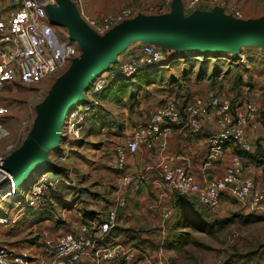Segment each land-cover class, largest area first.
Segmentation results:
<instances>
[{"label": "built area", "instance_id": "2783aa9c", "mask_svg": "<svg viewBox=\"0 0 264 264\" xmlns=\"http://www.w3.org/2000/svg\"><path fill=\"white\" fill-rule=\"evenodd\" d=\"M3 1L8 6L4 12V20L0 22V88L15 79L35 83L54 76L66 69L71 60L80 54L77 43L71 40L67 31L59 27L62 32H56L54 27L57 26L50 24L47 7L54 4L55 0ZM71 1L76 4L82 21L99 36L106 34L115 25L135 18L138 10L123 8L98 19L82 9L80 0ZM171 3L172 1H167L156 9L166 13V8ZM216 5L218 0H186L183 11L185 14H192L206 8L213 10ZM233 14L235 18L242 19L239 11L233 10ZM46 29H50L55 35L53 45L48 41L49 31ZM127 48L130 54L111 65L113 68L110 67L109 70H114L112 75L101 73L93 79L87 89L91 101L85 100V91L83 102L69 111L61 127V136L68 139V142L81 137L86 121L97 104L94 94L104 89L109 81L118 76L129 79L140 69L159 65L169 57L150 42L137 41ZM263 110V106L253 102L233 105L229 97L210 88L202 96H193L185 103L168 98L153 111L148 123L139 125L132 136L115 147L116 161L112 168L123 169L125 158L140 146L146 149L161 148L164 135L184 129L197 133L205 123H213L216 128L209 156L212 160L221 159L222 145L225 143L234 145L242 152H252L255 145L247 138L248 130L254 131L262 125ZM10 136V132L0 126V142ZM22 142L16 139L4 146L3 153L0 154V165ZM67 145L68 143L66 147ZM260 146L264 152V139L260 141ZM65 159V155L59 158L62 162ZM242 168V159L234 155L223 176L200 184L194 173L173 164V159L170 158L160 166V185L172 193L193 195L202 205L211 208L218 205L222 192L227 191L236 202L246 204L250 209H257L261 207L264 193L253 189L252 180L242 175ZM2 177L3 172L0 170V179ZM118 183L115 198L102 220L82 224L75 232L43 234L42 245L52 253L49 264H79L83 256H89L96 263L111 262L120 257H124L126 261L131 260V255L122 251L119 245L100 243L114 228L117 212L126 205L128 194L138 188L135 178L128 174H121ZM17 187H14L12 180L0 187V206L5 199L14 205V209L0 214V225H16L22 206L30 210L41 207L46 194L58 189L59 177L57 172L42 173L22 197L17 195ZM0 264L20 263L9 249L0 246ZM144 264H151V261L146 259Z\"/></svg>", "mask_w": 264, "mask_h": 264}, {"label": "rangeland", "instance_id": "374dc122", "mask_svg": "<svg viewBox=\"0 0 264 264\" xmlns=\"http://www.w3.org/2000/svg\"><path fill=\"white\" fill-rule=\"evenodd\" d=\"M116 1L118 3L121 0ZM167 1L173 0H122L121 3L124 4L121 9H138L136 17L163 16L171 12V5L166 8V13L156 8L161 7ZM80 2L82 9L89 14V9L93 6L99 7L95 0H80ZM116 4L110 3L111 6ZM54 29L62 32V28L54 27ZM74 43L76 42L74 41ZM134 43L137 42L130 45H134ZM152 44L160 48L169 57L159 65L140 69L129 79L118 76L111 80L112 82L109 81L110 83L108 82L104 89L94 96L95 99L101 100V109L99 110L103 113V117L97 122L98 133L96 137H84L80 143L76 139L68 142V139L61 136L59 144L48 151L51 163L44 167H36L31 171L24 184L18 185V196L22 197L29 191L32 183L42 173H54L56 168L62 167L70 169L76 179L77 190L75 193L78 192L79 194L76 199L78 204L88 207L89 204L95 205L94 202L96 201L102 202L107 194L106 191L111 190L115 184V177L108 166L107 159L104 156L99 158L96 150L109 138H114L116 142H120V137L123 140V137L130 133V130L132 131L138 123L135 107L138 108V111L144 107L151 108L147 99H150L158 107L162 104V100L159 97L156 98V95H172L170 89L179 83L185 84L188 77L195 79L196 74L201 70V82L207 80L206 76L214 79L210 74L217 70L216 88L218 90L224 89L223 92L231 96L239 93L240 86H247L249 89L255 84L260 88V98L264 95V51H260L259 48L262 47L258 45L241 46L240 50L234 53L238 55L233 56L234 58L225 57L226 54L230 55L232 52L222 51L211 58L209 57L213 53L206 52L207 60L200 56L203 61L196 62L199 61L198 58L200 57L195 59L194 54L187 52L196 50H183L185 56H192L194 60L178 61L177 58L180 57L171 56L173 52L177 51L175 46H164L160 42H152ZM127 52L128 48L117 59L125 56ZM222 57L227 58V61L225 59L219 60ZM66 69L35 83L15 79L0 88V126L5 127L11 135L10 138L0 142V154L3 153L4 146L9 141L18 139L19 142H22L26 139L32 129L38 106L48 96L55 80ZM113 71L105 70L102 74L109 76L112 75ZM85 100L91 101L87 90ZM79 108L81 109L82 106ZM112 121L119 122L121 125L119 127L109 126L108 124H111ZM136 126L138 127V125ZM94 129L95 127L90 131L91 134H95ZM66 143H68L67 147ZM63 155H68L64 162L59 160ZM61 191L62 189L58 188L56 191L47 194L56 198L61 194ZM43 201L47 207L51 205L48 196H45ZM229 202V206L236 207L234 210L229 208L230 210L226 214L228 217L234 218L233 222L224 228L214 229L207 233L191 230V234L184 238V243L177 250H164L167 264H264V200L261 207L257 209H250L245 204L244 206L248 208L249 213L244 215L240 214V209L233 201ZM10 209H14L13 203L7 199L3 200L0 206V214ZM32 210L34 209H26L23 206L19 209L21 211L19 220L21 226L26 223L37 222L43 216L42 212L38 211L39 207L34 212ZM208 212L212 218H219L217 217L218 211L208 210ZM13 231L0 228V239H2L0 246L8 249L3 239L9 236L14 238L13 235L16 234ZM137 247L141 248L140 245ZM152 249H155V246H152Z\"/></svg>", "mask_w": 264, "mask_h": 264}, {"label": "crops", "instance_id": "0c3cea01", "mask_svg": "<svg viewBox=\"0 0 264 264\" xmlns=\"http://www.w3.org/2000/svg\"><path fill=\"white\" fill-rule=\"evenodd\" d=\"M121 1L117 3L116 0H95L99 7L93 6L89 9L90 15L100 19L104 14L118 11L124 4L121 3ZM185 1L186 0H181L182 7ZM111 2L117 4L111 6ZM7 6L5 1L0 0V22L4 20V12ZM215 10L219 11V16L222 18L228 17L235 19L233 10H237L241 13L243 21L264 19V0H218V5H216L213 10L206 8L197 13L184 14L186 16H191L193 14L197 16H208ZM46 30L49 31L47 33L48 41L53 45L56 40L55 35H53L50 29ZM54 31H56V29H54ZM259 50L264 51L263 48H259ZM187 52L192 53V55L194 54L195 59L202 56L204 60H207L206 52ZM128 54H130V52L121 58H126ZM217 54L213 53L209 58ZM231 54H226L225 57L229 56L232 58L237 55ZM185 55L186 54L178 48L177 51L171 54V56L180 57L177 58L178 61H186L187 59L194 60L192 56L187 57ZM225 57L219 60H226L227 58ZM198 59L199 61L196 62L203 61L201 57ZM201 75L202 70L196 74L195 79L188 77L186 78V80H188L185 84L179 83L176 87L174 86L173 89H170L172 95H156V98L159 97L160 100H162V104L168 98H175L184 103L193 96H202L207 88H212L220 94L229 97L233 105L242 102H253L258 104L261 103L260 105L264 108V95L260 98V88H258L257 84L249 89L247 86H240L239 93L231 96L224 93V89L218 90L216 88L217 77H215V79H210L206 76L207 80L201 82ZM240 81L242 82L241 79ZM96 94H94V96ZM164 94H166V92H164ZM182 94L184 95L182 96ZM95 100H97V104L86 121L85 129L81 133V137L76 139V141L80 143L84 140V137L95 138L98 133L97 122L103 117V113L99 110L101 109V100L97 98ZM147 103L151 105V108L144 107L140 111H138V108H134L137 112L136 119L138 123H136V125L138 126L148 123L153 111L157 108L156 104L150 99H147ZM142 119H144V121H141ZM108 125L119 127L121 124L112 121V123ZM136 125L133 127L132 131H129L130 133L123 137V140L122 137L119 138L121 143L116 142L114 138H107L108 140L102 143L101 147L96 150V153L99 154V158L104 156L105 159H107L108 166L111 168L115 177V184L111 187V190L109 189L106 191L107 194L102 202L95 200V205L89 204L88 207L78 204L76 199L79 194L78 192L75 193L77 190L76 179L73 177L74 175L70 169L61 167L62 171L57 172L59 177L58 188L62 189L61 194L56 198L51 194L46 195V197L48 196L50 198L51 205L47 207L42 204L41 207H39L38 211L42 212L43 216H41L37 222L26 223L22 226L19 224V221L13 226L0 225V228H7L11 232L14 230L13 232L16 235L13 236L15 237L12 238L9 236L3 239V241L7 244L13 257L17 259L20 264H49L52 253L42 245L41 240L43 234L75 232L82 224H89L99 219L102 220L115 198V191L119 184L118 181L121 174H128L134 177L138 188L136 191L128 194L126 205L117 212V221L114 228L100 243L119 245L122 251L125 253L128 252L131 255V260L124 261L120 259L117 262L112 261L113 263L109 264H144L146 259H149L151 264H167L166 252L164 250H166L165 246L168 228L176 219V206L173 198L174 193L167 191L160 185V166L170 158L173 159V164L182 166L194 173L197 182L203 184L208 180L223 176L232 157L237 155L243 162L242 175L252 180L254 190L264 193V152L260 147L257 148L260 141L264 139V120L258 129L254 131L248 130L247 138L250 143L255 146L253 152L245 156H243L244 153H241L234 145L225 143L222 145L223 155L221 159L218 161L212 160L209 156L212 151V138L215 135L216 128L213 123H205L203 128L197 133L184 129L164 135L163 146L161 148L146 149L140 146L136 152L129 154L125 158L123 169L118 170L112 168V165L116 161L115 147L123 144L132 136L134 130L137 128ZM93 127H95V134L90 133ZM229 201H233V199L229 196L227 191L222 192L218 205L213 209L218 211V214L216 213L218 217L226 216L228 210H234L236 208H233V205L229 206ZM233 202L237 207L241 205L235 200ZM197 203L200 204L199 201H197ZM36 209L37 208H34L32 212L36 211ZM115 227L131 229L132 231H122L115 235L113 232ZM30 228L32 229L30 230ZM1 240L2 239H0V242H2ZM137 245H140L142 249L137 247ZM152 246H155V249H152ZM79 264L103 263H96L93 259L89 258V256H83Z\"/></svg>", "mask_w": 264, "mask_h": 264}, {"label": "water", "instance_id": "95a60500", "mask_svg": "<svg viewBox=\"0 0 264 264\" xmlns=\"http://www.w3.org/2000/svg\"><path fill=\"white\" fill-rule=\"evenodd\" d=\"M50 24L64 28L75 41L80 54L55 80L37 114L26 139L0 165V187L13 181L24 184L36 167L51 163L48 151L59 144L61 127L69 111L83 102V92L93 79L109 70L118 56L137 41L160 42L179 50L237 53L241 46L258 45L264 49V19L243 21L211 15L185 16L181 0H173L171 12L163 16H138L115 25L103 36L90 29L80 18L71 0H55L47 7Z\"/></svg>", "mask_w": 264, "mask_h": 264}, {"label": "trees", "instance_id": "16d2710c", "mask_svg": "<svg viewBox=\"0 0 264 264\" xmlns=\"http://www.w3.org/2000/svg\"><path fill=\"white\" fill-rule=\"evenodd\" d=\"M112 68L113 66H111V69ZM210 76H212L215 79V77L218 76L217 70L212 71ZM216 92L219 93L218 91ZM262 117L264 120V110H263ZM258 147L261 148L260 143L257 145V148ZM240 152L244 153L243 156H245V155L252 153L253 151L249 153L242 152V151ZM60 171H62L61 167H58L55 170V172H60ZM173 198H174L175 206H176V215H175L176 219L173 221L172 224H170L168 228L167 242L165 246L167 250H177L180 246H182V244L184 243V238L191 234L190 233L191 230L207 233L214 229L224 228L225 226H227L234 220V218L228 217L227 215L219 217V218H215V219L212 218L209 215L208 210L209 211L213 210L215 207L211 208V207L202 205L201 203L200 204L197 203L198 199L193 195H179L177 193H174ZM238 208L240 209L239 210L240 214L244 215V214L249 213L248 208L245 207L243 204H241V206L239 205ZM122 231H132V230L124 229L122 227H115V229L113 230L115 235ZM120 259H123L124 261H126L125 258L122 257L113 262H117ZM113 262L112 261L106 262V264L113 263Z\"/></svg>", "mask_w": 264, "mask_h": 264}, {"label": "bare ground", "instance_id": "6f19581e", "mask_svg": "<svg viewBox=\"0 0 264 264\" xmlns=\"http://www.w3.org/2000/svg\"><path fill=\"white\" fill-rule=\"evenodd\" d=\"M51 5V4H50ZM38 169V168H37ZM28 180V179H27ZM27 182V181H26Z\"/></svg>", "mask_w": 264, "mask_h": 264}]
</instances>
